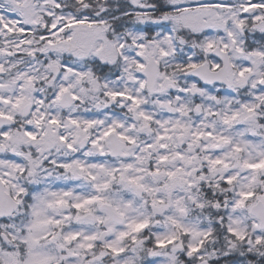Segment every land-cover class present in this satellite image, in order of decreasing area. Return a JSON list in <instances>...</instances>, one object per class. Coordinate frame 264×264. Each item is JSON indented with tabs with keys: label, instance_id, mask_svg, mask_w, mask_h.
Instances as JSON below:
<instances>
[{
	"label": "snow or ice",
	"instance_id": "6c2138e0",
	"mask_svg": "<svg viewBox=\"0 0 264 264\" xmlns=\"http://www.w3.org/2000/svg\"><path fill=\"white\" fill-rule=\"evenodd\" d=\"M0 264H264V0H0Z\"/></svg>",
	"mask_w": 264,
	"mask_h": 264
}]
</instances>
